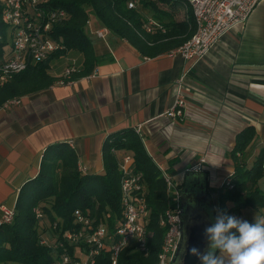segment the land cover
<instances>
[{
    "label": "crops",
    "instance_id": "1",
    "mask_svg": "<svg viewBox=\"0 0 264 264\" xmlns=\"http://www.w3.org/2000/svg\"><path fill=\"white\" fill-rule=\"evenodd\" d=\"M92 43L99 58L92 73L65 85L58 79L0 110V218L2 206H16L55 143L76 151L81 172L97 175L105 171V141L140 128L154 160L204 169L209 187L233 173L232 149L244 129L256 132L248 149L253 156L264 148V0L200 59L168 50L145 55L110 30ZM70 56L52 61L53 76L63 77L74 64L83 67L81 56ZM179 89L188 101L183 119L168 114ZM230 255L217 264H238Z\"/></svg>",
    "mask_w": 264,
    "mask_h": 264
},
{
    "label": "trees",
    "instance_id": "2",
    "mask_svg": "<svg viewBox=\"0 0 264 264\" xmlns=\"http://www.w3.org/2000/svg\"><path fill=\"white\" fill-rule=\"evenodd\" d=\"M180 0H140L136 8H129V0H58L67 10L65 19L54 28L53 37L61 45L48 59L29 66L25 71L12 75L0 82V107L9 99L22 98L30 93L50 87L58 79L72 80L92 73L98 56L86 27L91 10L104 27L122 39L129 41L141 53L155 55L163 51H173L196 32L194 14L187 8L182 19ZM5 5L0 0V34L7 35L4 21ZM151 17L161 22L166 31L148 32L145 25ZM81 56L83 67L69 77H55L51 74L52 61L69 54ZM256 137L252 127L237 136L232 149L234 171L231 182L219 188L210 189L217 221L220 225V247L213 260L215 263L221 250L230 248L238 264H264L252 242V231L264 226V219L251 222L246 229L241 228V210L252 206L264 211V191L258 185L264 174V148L252 165L248 164V149ZM133 154L136 170L144 174L146 197L151 210L148 249L140 251L133 243L125 247L119 256L120 264H158L165 226L161 225V215L168 206L167 183L158 163L150 155L146 144L135 129H126L110 136L104 144V167L102 174H90L79 169V157L66 143L49 145L45 151L39 174L27 182L16 203V216L11 223L0 226V264H54L65 250L73 256L86 251L82 242L71 244L65 240L68 230L78 229L74 213L80 209L85 215L104 224L114 233L123 217L121 171L119 158L122 154ZM171 164L177 159L169 160ZM208 173V172H207ZM209 175V173H208ZM182 189L183 183H180ZM230 203V205H228ZM36 210L41 212L38 217ZM218 210L223 214L219 215ZM224 221V227L221 222ZM52 236H45L48 230ZM49 239V240H48ZM48 240L49 244L42 243ZM226 240H229L226 243ZM64 241L65 247H55L54 243ZM249 251H253V257ZM110 252H103L96 264H112Z\"/></svg>",
    "mask_w": 264,
    "mask_h": 264
},
{
    "label": "built area",
    "instance_id": "3",
    "mask_svg": "<svg viewBox=\"0 0 264 264\" xmlns=\"http://www.w3.org/2000/svg\"><path fill=\"white\" fill-rule=\"evenodd\" d=\"M185 6L191 7L196 32L184 44L172 51L187 60L204 57L223 36L236 24L246 21L261 0H180ZM5 5L4 21L7 35L0 34V82L6 81L12 75L25 71L29 66L48 59L62 48L54 39L55 26L67 16V10L58 4V0H3ZM140 0H129V8H136ZM148 32L166 31L165 26L151 17L145 25ZM109 29L97 30L96 34L105 38ZM78 67L74 64L64 71V77H69ZM183 81V78L181 79ZM71 80L61 79L60 84L71 83ZM22 102V98L7 100L1 107L9 109ZM188 101L182 89H179L175 105L168 111L174 118L186 117ZM141 134L140 128L135 129ZM121 171V191L123 217L117 230L111 233L104 224H96L90 216L80 209L74 213L75 223L81 225L78 229L68 230L65 240L71 244L82 242L86 251L71 256L67 250L61 253L54 264H96L103 252H110L112 264H120L121 251L129 244H134L140 251L148 249L151 232L148 225L151 210L148 206L144 174L136 170V159L133 154H122L119 158ZM85 172V169H82ZM167 183L168 206L161 215V225L165 226L158 264H172L182 239V207L181 188L172 177L164 172ZM228 177L225 183L229 184ZM3 214L0 226L13 222L16 216L15 207L2 206ZM37 216L41 212L36 210ZM229 240H226L228 243ZM251 242L258 254L264 259V226L252 231ZM42 243L49 244L48 240ZM55 247H65L64 241L54 243Z\"/></svg>",
    "mask_w": 264,
    "mask_h": 264
},
{
    "label": "water",
    "instance_id": "4",
    "mask_svg": "<svg viewBox=\"0 0 264 264\" xmlns=\"http://www.w3.org/2000/svg\"><path fill=\"white\" fill-rule=\"evenodd\" d=\"M182 239L172 264H212L221 230L205 170L185 172L181 189Z\"/></svg>",
    "mask_w": 264,
    "mask_h": 264
},
{
    "label": "rangeland",
    "instance_id": "5",
    "mask_svg": "<svg viewBox=\"0 0 264 264\" xmlns=\"http://www.w3.org/2000/svg\"><path fill=\"white\" fill-rule=\"evenodd\" d=\"M179 7L180 8H176V11L184 10L185 13H186L187 7L185 5L184 6H179ZM88 14H89V23L87 24L86 31H87V33H88V35H89V37H90V39L92 41L93 39H95L97 37V34H96L97 30L100 29V28H102V27H104V25L100 21V19L91 10L88 11ZM71 55H73V56H70L72 59H77L76 55H74L72 53H71ZM61 68H62V66L59 67L58 71H61ZM256 157H257L256 154L253 156L252 153H251V151H248V154H247L248 164L249 165H252ZM197 161H194V163L197 162ZM168 162H169V164H167V163L165 164L163 161L157 162L159 168L161 169L162 174L164 172H166V173H168L170 175V177H172V179L177 184L183 183L184 182V177H185V172H186V169H185L186 167L176 166L177 164H179V161H176V163H174V164H171L170 161H168ZM228 177H225L224 180L226 181V179ZM224 180H223V182H222V180H219V183L218 184L217 183H214V182L211 184V182H210V189L219 188L222 184L225 183ZM258 185L264 191V174L259 179ZM228 205H230V203H228ZM218 213L222 217L223 214L221 213V211L218 210ZM237 217H239V219L241 221V228L242 229H246V227H247V225L249 223L263 220L264 219V211L256 210L252 206H247V207H245V208H243L241 210V212L239 213V215H233V218L234 219H237ZM224 225H225V222L222 221L221 222V226L224 227ZM45 236L51 237L52 236V231L49 229L46 232V235ZM225 250H229L230 254L232 255V252H231L230 248H226V249L221 250L219 252V254H218V257H217V259L215 261L216 262L215 264L221 263V261H222V255L223 254L224 255H227V254L230 255L229 253L225 254L226 253V252H224ZM249 253L253 257H256V254L253 251H249ZM232 257H234V256L232 255Z\"/></svg>",
    "mask_w": 264,
    "mask_h": 264
},
{
    "label": "flooded vegetation",
    "instance_id": "6",
    "mask_svg": "<svg viewBox=\"0 0 264 264\" xmlns=\"http://www.w3.org/2000/svg\"><path fill=\"white\" fill-rule=\"evenodd\" d=\"M187 170H189V169H187ZM187 170H186V171H187ZM194 170H204V169H194ZM209 192H210V190H209Z\"/></svg>",
    "mask_w": 264,
    "mask_h": 264
}]
</instances>
